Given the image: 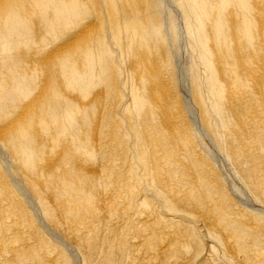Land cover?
Listing matches in <instances>:
<instances>
[{
    "label": "bare ground",
    "instance_id": "6f19581e",
    "mask_svg": "<svg viewBox=\"0 0 264 264\" xmlns=\"http://www.w3.org/2000/svg\"><path fill=\"white\" fill-rule=\"evenodd\" d=\"M255 1L264 7V0ZM175 3L195 53L192 103L202 129L220 151V130L225 137L228 129L223 111L239 97L256 102L243 126L264 135V68L254 65L264 58V30L255 27L249 0ZM231 7L238 8L235 15ZM158 8V0H0V263L74 264L63 244L45 241L21 187L66 243L64 226L68 233L87 236L86 246L75 248L84 264H100L95 252L107 244L102 233L110 243L103 257L107 264H125L127 258L143 264V256L149 264H166L168 256L175 264H200L192 240L200 232L198 223L216 218L220 224V179L188 136L190 122L171 68L174 25ZM52 38L58 43L51 45ZM40 41L51 46L32 50ZM221 58L234 59L238 67ZM243 75L249 79L240 83ZM224 78L234 86L229 92L223 90ZM254 144L233 146L241 150L240 161L259 159L264 165V151L256 152ZM97 152L112 170L87 169L86 160L93 163ZM44 192L58 204L51 206ZM142 194L151 199L135 203L142 222L138 234H130L126 207ZM57 217L65 223L62 228L51 224ZM166 217L177 221L167 228ZM251 232L244 241L243 235L234 236L249 245L244 252L252 254L250 260L264 264L263 237L255 227ZM129 235L134 242L140 236L142 243L133 244ZM214 247L207 250L213 261ZM45 251L49 255L43 258Z\"/></svg>",
    "mask_w": 264,
    "mask_h": 264
},
{
    "label": "rangeland",
    "instance_id": "374dc122",
    "mask_svg": "<svg viewBox=\"0 0 264 264\" xmlns=\"http://www.w3.org/2000/svg\"><path fill=\"white\" fill-rule=\"evenodd\" d=\"M175 1L176 0H158V6H159L158 9H159V11L162 13V15H164L165 19L167 18L168 21H170L169 22L170 25H171V23L174 25L171 28L172 29V34L175 33V35H174L175 36V46H174L175 49H173V51H171L172 52V57H173L172 58L173 65L171 63V65L173 67L171 66V68L172 69L174 68V72H175L176 75L175 76L173 74L172 75H173L174 78L176 77V80H177L176 84H177L178 92L180 94L179 98H180V101L182 103L183 110H184L183 113L185 114L184 115L185 118L187 117L186 119H188V120H186V122H188V121L190 122V123L188 122L189 124H187L189 126V131H188L189 134H188V136L192 140V142L194 143V146L196 147V150L198 152L197 154L201 155V153H202L201 157L204 158L206 160V162L209 163L210 165L212 164L211 165V169L214 170V172L216 174L218 172L217 175H219V179H220V182H219L220 183V208H222V209H220L221 210V212H220V224L218 223V221H216V218L215 219H211L208 222H205V225L203 223L204 221L198 223L197 231L198 232L200 231V232H199V234L195 235L196 239L192 240L193 241L192 243L195 246V249L192 252L193 253H197L198 252L197 260H198V262L200 264H210V263L211 264H230V263L231 264L232 263L233 264H241V262H242V264H253L254 262L252 260H250V257H251L250 255H252V254H250V253L245 254V252H244L247 249L246 246H249V245L244 243V242L242 243V241H238L235 236L243 235V241H244L245 238H246V237H244V235L245 234H254L252 232L250 233V229L252 227H255L256 228V232L258 231L257 234H260L261 238L263 237L262 241L264 242V189H262L264 187V175H263L264 173H261V171L264 172L263 171L264 170V167H263L264 165H263L262 162H261V164H259L260 163L259 159H256V161H255V159L251 160V162H248L247 160L240 161L238 158L240 156H242L240 154L241 150L238 149V148H235L234 146H235V143H240V144L245 145V146L247 145L246 148H248V146H249L248 144H250L252 141H255L254 145H256V146L255 147L253 146L254 147L253 149L255 151L257 149L258 151H256V152H260V150H261V152H262V150L264 151V139H263L264 135L260 133V130L258 128H255V129H257V131L253 130V128H251V129H249V127L245 128V126H243V123H242V122H244L245 119H247V117L249 115L248 112L252 111V109H250L251 104H256V102H255V100H253L254 102L251 103V102L247 101V99L241 98V99H243V100H241V99H239V97H236V99L232 100V101H234V103L231 101L229 107L228 108L225 107L226 109L224 108L225 110L223 111L224 114H223L222 120L223 121L225 120L224 122L227 123L226 126L228 127V129H227V132L225 133V137L221 134V133H224V131L222 132V130H220V138H221V147L222 148H220V151H219L217 149V147L215 146L214 142L211 140L210 136L207 135L206 132L202 129V127H201V125L199 123V119L197 118L198 116H197L196 109H195V107H194V105L192 103L193 95H192V89H191V82H192L193 75L196 74V73L194 74V71H193V69H194V67L196 65V59H195V56H194L195 53L193 52V49L190 47V45L188 43V40H187V38L185 36V30L183 28L184 27L183 26L184 23H183V21L181 19V16L179 15L180 13H179V11L177 9ZM249 2L251 4V6L253 7L252 8L253 9L252 10L253 15H251L250 17L252 18V21L254 22L255 27L258 28V30H259L260 29L259 26H260L261 30H264L263 29L264 28V24L262 23V21H264L263 20L264 19V17H263L264 16V12H263L264 7L263 6L262 7L261 6L258 7V4L256 3L255 0H249ZM160 6H161V8H160ZM163 9H164V11H163ZM257 9L258 10L260 9V10L258 11ZM230 10H229V12L232 13L233 15H235V13L238 11V8L237 7H231ZM262 13H263V15H262ZM258 14H261V15H258ZM254 15H255V17H254ZM176 18H177V20H176ZM257 20L259 22H257ZM257 23H260V24L258 25ZM32 28L36 30L37 35L40 34V32L37 31L35 24H34V26H32ZM234 32L236 33L237 30L234 31ZM239 35H241V33H239ZM257 38H256V42L258 41ZM166 39L168 41L167 37H166ZM51 40H53V43H51ZM51 40H49L50 41L49 43L51 45L52 44L54 45V44L58 43V40H55L54 38H52ZM56 41H57V43H54ZM50 44L48 45V43H47L45 45L44 43H42L40 41V42H37L36 45L35 44L32 45L34 47L31 46L32 47L31 49L32 50H35V49L37 50L39 48L40 49L41 48L42 49H44V48L47 49V48H49L51 46ZM47 45L49 47H47ZM231 45L233 46V44H231ZM228 48H230L229 45H228ZM232 48L234 49V47H232ZM225 49H227V48H225ZM49 50L50 49H48L47 52ZM222 59H224L223 61L225 62L224 63L225 65H228L229 67H232V65H234L233 67H238V65L234 64V61H233L234 59L233 60L230 59L231 60V62H230V61H228L229 59L221 58V62H222ZM231 63H232V65H231ZM254 65L257 66V67H260V68H264V58H263V61H257V63H254ZM247 79H249V77L247 75L246 76L245 75L241 76L240 77V83H244L245 80L247 81ZM224 80L227 81V83H225L226 85L224 86L223 90L225 89L226 92H229L230 90H232V88L234 86L233 85L231 86V84L228 83V79L227 78H224ZM242 80H243V82H242ZM222 81H223V78L221 79V82ZM228 89H230V90H228ZM242 106H244V107H242ZM229 108H231V109H229ZM232 109H233V111H232ZM245 112H247V113H245ZM244 113L247 116L244 115ZM236 116H238V117H236ZM227 119H229L231 121H228ZM191 128H193V129H191ZM247 129H249L250 131L247 130ZM244 130L245 131L247 130V131L245 132ZM253 132L255 133L254 135L252 134ZM256 132L259 133V134L257 135ZM247 133H248V136H247ZM250 133L252 134L251 136L249 135ZM242 135L245 138L242 137ZM255 135L258 137L257 139H254V138H256ZM221 136L223 137V139H222ZM253 136H255V137H253ZM239 137H241V138H239ZM261 138L263 140H261ZM223 140H225V142ZM97 154H98V152H97ZM106 164L108 165V162L106 163V159L105 160H100L99 159V154H98V158L96 157V160L93 161V163H88L87 160H86L85 166L87 167V169L90 167L89 169L91 171L90 170L89 171L91 173H95L96 172V173L99 174L100 172H98V171H102V172L103 171H107V172H109V169H108L109 166H110V169L112 170V168H111L112 164L109 163L110 165H108V166ZM101 166H102V168H101ZM94 169H96L98 171H96ZM261 169H263V170H261ZM248 176H250V177H248ZM175 181H176V178H174V183H176ZM15 185H17V187L19 186L18 183L17 184L15 183ZM95 185H96V187L98 186V184H95ZM258 185H262V186L260 188H258ZM18 190H20L19 192L22 195L25 194L24 197L26 198V201L28 200L27 202H29L28 204H29V208H30L31 212L34 213L33 214L34 216H36L34 218L36 219V221H37V223L39 225L40 233L43 234V237H44L45 241L50 243L51 245L53 244L54 246L55 245L58 246V243L59 244L60 243L63 244L62 246H64V248H66L67 255L69 254L68 256H70L72 258L74 264H84L83 258L80 259V256H78V254H76L77 252H75V248L81 247L80 244H84V246H86L87 240L86 241H84V240H85V238L87 236L84 237V238H80L79 235L76 236V235H73L72 233H68L69 231L67 232V226H64L62 228V226L65 225L64 221L62 219H58V217H57L58 220L56 219L51 224L57 225V226L59 224L61 226L62 231L64 232L63 234L65 235V237L67 236L66 240L69 242V243H66L64 241L63 237L60 234H58L57 232H56L57 233L56 234L54 230H52L50 227H48L44 223V220L42 219L43 217L41 215H39V210H38L37 206L35 205L34 201L32 200V198L28 194H26L21 187H18ZM139 190H140V188H139ZM185 191H184V193H185ZM101 192H102V194H101ZM101 192L99 193V195L101 194V197H102L103 191H101ZM44 195H45L47 201H51L52 202V204H51V202H49L51 206H54V205L58 204L56 202V199H55L54 195H52V197H50L51 196V192H49V194L44 192ZM111 199H112V203H114L115 200H114V198H112V195H111ZM144 199H151V197L148 198V196L146 197L145 194L144 195L142 194V198L140 199L141 201L140 200H136V202L132 201V202H130L129 208L126 207V209L128 210V215H127V217L124 218V220L126 222L129 220L128 222H130V225H131L130 226V229H131L130 234H133V232L135 234H138L139 228H137V227L140 226V223L142 221L141 222L137 221V220H140V219H138L139 215L136 214V208L137 207H136L135 203L142 202ZM253 199H254V201H253ZM257 203L258 204L260 203V204L257 205ZM190 211H191V209H190ZM129 212H130V214L131 213H133V214L130 215ZM141 213H143V212H141ZM194 213H197V210L194 211ZM198 213L202 215L204 213V211L203 210H199ZM128 216H129V219H128ZM130 216H131V219H130ZM126 218L128 220H126ZM167 218L168 217L165 218L167 220V224L166 225H165L166 221L162 220L161 218H156V219L154 218L153 222H157V224H158V222H159V224L163 223V225L168 226L167 228H169V226H172L177 221L176 219L174 221L172 219H169V218L167 219ZM244 218L246 219L247 223H246ZM124 220H123V223H125ZM230 220H231V222H230ZM236 221H238V222L241 221V222L238 224V222H236ZM62 222L64 224H61ZM235 222H236V224H234ZM242 222H243V224L240 225ZM116 223H117L116 221H115V223L113 222V226ZM228 223H230V224H228ZM221 224H222V226H221ZM244 224H245V226H243ZM230 226H232V227H230ZM229 227H230L231 230L229 229ZM232 228H234V229H232ZM133 230H135V231H133ZM180 231H181V229H177V234L176 235L180 236V234H178V233H181ZM235 233H236V235H235ZM106 235L109 236L110 234H106ZM101 236H103V237H100V240H104L105 242H107V244H105V242H104V244H105L104 247H100L99 246L96 249L97 252H95V254H96V258L98 259L100 264H107V262L105 260H103V257L107 256V251H108L107 247H108V245L110 243L107 241L108 239H106L107 237L105 236V234L102 233ZM131 236L132 235H129L126 238L127 239L128 238L131 239L132 238ZM179 236H176V237L179 238ZM203 236H204V238H203ZM180 237H182V240H180V238H179V241H183V239L185 238L184 236H180ZM206 237H207V239H206ZM119 238H121V234H119ZM133 238H132L133 244L137 245V243L138 244L142 243V242L139 243L140 242V236L138 237V241H135V242L133 241ZM230 238H232V239H230ZM234 238H236V239H234ZM61 239H63V240H61ZM7 241H9V240H7ZM204 241H206V242H204ZM209 241H211V242H209ZM73 242H75V243H73ZM228 242H230V243H228ZM231 242L233 243L234 246L232 245ZM248 242L250 243L251 239ZM202 243L204 245L205 244L206 245L204 246V245H202ZM78 244H79V246H78ZM245 244H246V246H245ZM36 245H38V246H36ZM36 245L35 246L33 245V247H36V248L39 247V243L37 241H36ZM212 245L215 246L214 249L216 248L215 251H217V254H216V252L214 254L210 253L211 256L213 255L215 261L211 260L210 257L208 258V256H209V252L208 251H209L210 247H213ZM200 246L202 248H204V249H202ZM232 246H233V248L236 251L232 250L233 249ZM33 247H31V248H33ZM105 247H106V249H105ZM36 248H34V249H36ZM236 248H238L239 250L236 249ZM51 249L55 250V248L53 246L51 247ZM104 249H105V251H104ZM37 250H38V248H37ZM98 250H99V252H98ZM240 250H241V252H240ZM45 252L46 253L43 252L44 255L42 254V257L45 256V255H46L45 257H47V255H49V252H47V251H45ZM199 253H200V256H199ZM218 255H219V257L216 259V257ZM170 256H171V254H170ZM12 257H13V255H11L10 258H12ZM45 257H43V258H45ZM84 257H86V256H84ZM183 257L184 256L181 255L180 261H182L181 259ZM146 258H148V256H145V257L143 256V261L146 260L145 262H143V264H149L147 262L148 259H146ZM170 258L171 257H169V256H168V258H165L164 261L166 262V264H175V260L176 259H174L172 261V260H170ZM237 258H238V260H237ZM12 259H14V257ZM86 259H87V257H86ZM131 260H130V258H127V260L125 261V264H136V263L132 262L133 260L132 261ZM209 260H211V261H209ZM9 261L10 260H5V261H2L0 264H10ZM36 262H37V264H43L40 261H36ZM36 262H29L28 264H34V263L36 264ZM122 262H124V261L122 260L121 264H122ZM12 263L14 264V262H12ZM86 263H87V261H86ZM139 263L142 264V262L140 260H139ZM152 263L154 264V262H152ZM152 263H150V264H152ZM161 263H164V262L162 261ZM44 264H45V262H44Z\"/></svg>",
    "mask_w": 264,
    "mask_h": 264
}]
</instances>
